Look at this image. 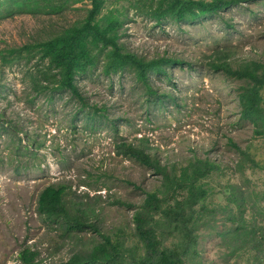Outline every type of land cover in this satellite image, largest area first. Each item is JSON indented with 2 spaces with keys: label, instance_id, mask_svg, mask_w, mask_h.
<instances>
[{
  "label": "rangeland",
  "instance_id": "374dc122",
  "mask_svg": "<svg viewBox=\"0 0 264 264\" xmlns=\"http://www.w3.org/2000/svg\"><path fill=\"white\" fill-rule=\"evenodd\" d=\"M137 2L103 0L99 18L121 20L119 43L127 51L145 60L182 61L148 74L157 97L132 72L105 75L101 64L76 77L82 101L64 90L37 94L27 75L33 62L0 60V264H20L17 256L28 248L37 252V264H59L100 240L91 228L78 234L79 242L74 234L62 237L43 220L37 199L50 185L66 187L72 204H87L102 233H132V210L118 202L140 204L145 192L162 190L161 177L117 154L115 145L137 146L143 139L160 164L198 158L219 166L202 181L208 193L194 207L196 254L186 264H264L244 232L223 235L236 225L227 214L236 212L231 194L237 191L245 222L264 229V171L248 163L238 170L240 155L229 145L264 163V140L239 119L242 81L208 66L216 59L233 67L251 59L264 63V0L230 5L198 21L158 24L140 13ZM55 3L62 5L56 12L0 19V52L46 39L90 8L89 0Z\"/></svg>",
  "mask_w": 264,
  "mask_h": 264
},
{
  "label": "trees",
  "instance_id": "16d2710c",
  "mask_svg": "<svg viewBox=\"0 0 264 264\" xmlns=\"http://www.w3.org/2000/svg\"><path fill=\"white\" fill-rule=\"evenodd\" d=\"M57 0H0V19L21 13L40 14L51 9L56 12L62 5ZM81 1V0H78ZM249 0H138L137 9L155 23L170 19L176 23L193 22L218 14L230 5ZM90 8L80 20L72 22L46 39L33 41L17 48L0 52L3 64L13 61L28 65L29 87L35 93L69 91L82 101L76 89V77L96 69L101 64L105 75L129 71L136 81L146 88L147 94L158 96L149 85V73H164V67L182 61L172 57L145 60L127 51L119 43L121 20L113 15L100 17L103 0H89ZM209 68L223 72L226 77L242 81L237 93L239 119L252 126L255 138L264 140V63L256 60L242 61L235 67L224 59L209 62ZM165 96L160 95L161 101ZM83 105V103H81ZM96 111V110H95ZM240 155L236 167L244 163L264 171V163L255 161L246 149L229 141ZM147 141L135 146L121 142L115 145L117 154L133 158L160 175L162 190L145 192L138 205L118 202L132 210V233L118 232L111 236L99 230L91 221L89 207L79 202L72 204L66 197V187L47 186L38 195L36 211L60 236L78 234L91 228L100 237L89 249H79L59 264H186L193 259L194 232L197 217L194 207L207 196L202 181L219 166L206 159H192L186 164L166 166L146 152ZM170 168L169 170L167 168ZM178 167V168H177ZM137 187V186H136ZM139 188V187H137ZM235 214L227 217L236 222L223 235L244 232V239L256 249V257L264 256V229L256 223L245 222L244 206L238 191L231 194ZM171 240L169 244L166 242ZM79 242V240H78ZM247 243V242H245ZM79 243L77 244V246ZM37 252L29 248L18 254L20 264H37Z\"/></svg>",
  "mask_w": 264,
  "mask_h": 264
}]
</instances>
